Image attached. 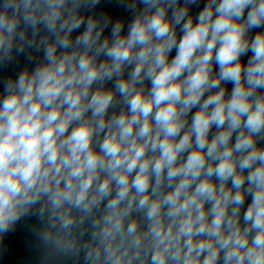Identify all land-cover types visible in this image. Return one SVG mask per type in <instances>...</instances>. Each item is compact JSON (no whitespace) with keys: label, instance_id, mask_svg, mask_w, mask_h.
<instances>
[{"label":"clouds","instance_id":"9594fccd","mask_svg":"<svg viewBox=\"0 0 264 264\" xmlns=\"http://www.w3.org/2000/svg\"><path fill=\"white\" fill-rule=\"evenodd\" d=\"M115 7L0 0V245L28 218L41 264H264V0Z\"/></svg>","mask_w":264,"mask_h":264},{"label":"water","instance_id":"95a60500","mask_svg":"<svg viewBox=\"0 0 264 264\" xmlns=\"http://www.w3.org/2000/svg\"><path fill=\"white\" fill-rule=\"evenodd\" d=\"M102 7H108L114 15H123V10L115 7V0H102ZM175 54L173 50L172 55ZM23 58H20L19 67L23 66ZM17 66H9L0 69V75L15 74L19 70ZM34 219H24L16 230L9 233L0 245V264H41L42 253L36 248L34 238L30 231Z\"/></svg>","mask_w":264,"mask_h":264}]
</instances>
